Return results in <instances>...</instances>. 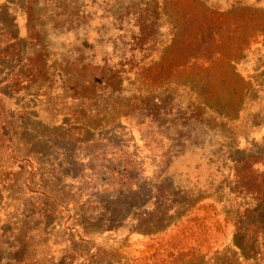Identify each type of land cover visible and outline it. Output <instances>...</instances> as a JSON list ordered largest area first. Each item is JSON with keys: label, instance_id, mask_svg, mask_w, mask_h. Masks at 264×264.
<instances>
[{"label": "rangeland", "instance_id": "obj_1", "mask_svg": "<svg viewBox=\"0 0 264 264\" xmlns=\"http://www.w3.org/2000/svg\"><path fill=\"white\" fill-rule=\"evenodd\" d=\"M47 1L40 3L47 9L40 11L39 28L49 49L50 65L58 67L66 59L75 63L78 45L86 44L97 54L95 62L108 56L110 64L127 63L121 92L140 95L138 106L150 92L162 103L151 109L138 108L139 126L132 127L127 136L107 133L92 144L93 134L87 133L78 144L59 139L58 148L67 153L48 152L51 161L63 166L64 177L55 181L61 199L54 206L55 221L48 229L57 243L53 248H37L41 260L49 264H171V255L178 257L193 249L196 240L187 236L200 228L212 234L203 248L211 259L203 264H264V255L258 250L247 251L240 244L242 238L234 236V225L242 213L238 214L233 196L224 186V193L216 190L222 173H228L235 160L254 166L256 177L263 178L264 0H166L168 17L160 19L153 30L149 24L150 29L146 27L142 34L132 15L114 22L115 0L106 14L98 2V12L83 26L89 27L88 36L82 33L83 28L75 30V0ZM136 1L140 0H121L119 4L127 7ZM37 11L32 13L38 17ZM17 12L21 14L19 8ZM73 12L71 24L66 19ZM53 17L60 19L59 25ZM134 36L137 39L132 40ZM48 77L53 87L51 100L34 103L30 113L39 119L43 131L52 124L67 130L75 122L55 98L65 83L61 75ZM131 96L118 100L131 106ZM72 107L75 103L66 108ZM144 142L150 144L151 151ZM8 160L0 151V173L4 175L13 168ZM172 177H177L183 188L166 182ZM150 184L160 188L170 202L175 201V206L183 210L192 207L193 213L177 224L173 219L165 232L154 231L159 226L156 214L141 216L143 210L154 206ZM139 188H143L147 203L109 229L112 196L122 197L127 190ZM33 193L34 187L26 197L32 198ZM258 208L264 222V202ZM6 214L4 209L2 221L7 220ZM251 218H246L247 224ZM85 220L87 235L78 225ZM139 220L141 226H137ZM149 222H154L153 228ZM65 250L67 261H63ZM261 251L264 254V246ZM254 254L259 255L257 261Z\"/></svg>", "mask_w": 264, "mask_h": 264}, {"label": "trees", "instance_id": "obj_2", "mask_svg": "<svg viewBox=\"0 0 264 264\" xmlns=\"http://www.w3.org/2000/svg\"><path fill=\"white\" fill-rule=\"evenodd\" d=\"M120 1L115 0L116 9L112 15L114 22L120 20L122 22L123 18L132 15L134 24L138 26L141 34L149 24L153 30L160 19L168 17L165 11L166 0H140L127 7L120 5ZM15 2L12 0H5L2 4L0 2V151L6 154L8 163L13 167L5 175L0 173V214L4 209L9 214L5 216L7 220L0 219V264H49L41 260L36 250L41 246L51 248L57 243L56 240H51L52 236L48 229L55 221L54 206L61 199L55 181L61 180L64 172L61 164L57 165L55 161L50 160L48 152L52 150L67 153L66 149L58 148L56 142L59 139H67L78 144L85 140L87 133L93 134L90 139L92 144L97 143L99 137L107 133L116 132L127 136L133 128L139 126L136 118L138 108L144 106L151 109L162 102L150 92L146 94L145 102L138 106L137 97L140 95L133 94L132 97L131 94L121 92L124 75L127 73L124 67L127 63L123 64L124 61L121 60L110 64L108 56H103L101 62H95L97 54L92 48H86V44L78 45L75 63L66 59L58 67L50 65L49 49L39 28V23H42L40 11L47 9L46 5L40 3L49 2L47 0ZM87 2L88 0H75V30L83 28L81 30L84 36H88L90 32L87 31L89 27L83 26L87 25L86 23L98 12L97 3L100 2L99 7H103V13L106 14L110 12L108 7L112 1L89 0L88 5ZM18 8L21 10L20 15L17 12ZM32 10L34 12L38 10L39 16L34 15ZM63 12L67 14V8H64ZM56 18L53 17L55 25H59L61 21ZM73 19L74 12L68 15L66 21L73 24ZM21 20L24 21L23 24ZM135 39L137 36L132 40ZM131 50L134 52L135 48ZM186 65L189 66V63ZM57 75H61L65 85L63 84L55 98L75 123H71L67 130L52 124L48 131H43L39 119L30 113L29 108L39 100L49 103L53 87L48 76L53 78ZM129 96L132 97L131 106H125L118 100ZM73 103H75L73 110L66 108ZM143 146L151 151L150 144L144 142ZM246 160L250 161V157ZM243 162H245L243 159L235 160L228 173H222L221 187L216 190L224 193V188L227 189L234 198L238 214L242 213L239 216L240 220L234 225L236 239L242 238L240 242L242 247H247L249 252L258 250L259 255L263 257L261 250L264 239L261 236L264 237V222L258 207L264 202V173L263 178L259 180L254 166L245 165ZM166 182L176 189L183 188L174 177L171 180L166 179ZM150 185L152 190L149 191V195L150 197L151 194L155 195L154 206L152 210H148L149 212L143 210L141 216L149 218L156 214L155 219L159 226L154 231L165 232L174 223L173 219H176L177 224L189 213H193L192 207L188 206L187 210H183L180 206V208L175 206L176 202H170L169 198H165L160 188L156 190L155 185ZM32 187L36 193H33L32 198H27L26 195ZM142 190L143 188L136 191L127 190L122 197L112 196L114 205L109 208L111 213L107 215L109 229L120 225L135 207L142 208L147 203ZM241 199L243 203L238 204V200ZM244 199L247 201H243ZM251 215V221L247 224L246 218ZM84 218L81 217L80 220ZM153 223L149 222L148 225L153 228ZM78 225L86 235L89 234L88 220L80 221ZM138 225L141 226L140 220ZM196 231L187 238L196 240L197 244L191 251L180 252L178 257L171 255L173 257L171 264H203L211 259L210 254L203 248L212 240V234L200 228ZM236 252L238 253L237 250ZM68 254L65 250L63 261H67ZM259 255L254 254L253 259L257 261ZM235 257H238V254H234ZM239 258L236 259L238 262ZM50 263H54L53 259Z\"/></svg>", "mask_w": 264, "mask_h": 264}, {"label": "water", "instance_id": "obj_3", "mask_svg": "<svg viewBox=\"0 0 264 264\" xmlns=\"http://www.w3.org/2000/svg\"><path fill=\"white\" fill-rule=\"evenodd\" d=\"M82 2H83V1H82ZM174 180H175V181H178V180H177V177H174Z\"/></svg>", "mask_w": 264, "mask_h": 264}]
</instances>
